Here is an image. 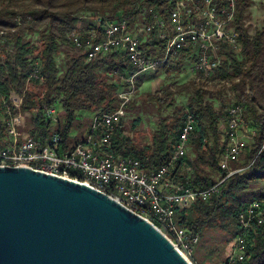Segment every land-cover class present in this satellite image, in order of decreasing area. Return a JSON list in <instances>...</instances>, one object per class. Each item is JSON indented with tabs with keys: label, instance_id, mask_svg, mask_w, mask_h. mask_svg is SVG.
I'll use <instances>...</instances> for the list:
<instances>
[{
	"label": "trees",
	"instance_id": "1",
	"mask_svg": "<svg viewBox=\"0 0 264 264\" xmlns=\"http://www.w3.org/2000/svg\"><path fill=\"white\" fill-rule=\"evenodd\" d=\"M253 2L237 0L232 25L238 49L219 43L220 65L215 70L208 75L191 71L185 83H162L158 90L147 94V103L157 107L155 129L148 144H133L123 134L122 119L112 139L116 155L138 160L141 169L151 174L170 162L185 115L191 114L195 127L186 145L189 150L173 163L166 180L204 190L226 176L220 162L227 144L228 109L241 107L243 125L250 135L254 133L240 158L229 164L231 169L241 171L227 177L219 185L218 194L207 201L199 199L189 209L177 210L174 216L177 227L198 235L194 264H204L213 253H223L222 247L210 245L209 254L198 258L196 253L206 250L201 243L206 228H218L229 234L227 240L234 239L241 233L239 216L246 207L253 201L264 206V14L260 28L251 34L246 20ZM174 8L169 0H0V100L11 106L12 95L21 99L18 109L11 106L12 114L20 116L18 130L43 143L57 132L61 138L59 150L73 149L85 137L75 132L88 131L90 124L79 113L95 115L117 110L122 102L118 94L127 87L126 78L137 69L121 50L87 61L86 53L75 46L71 35L75 34L84 45L86 41L97 43L107 23L125 20L128 31L144 30L154 24L155 18L167 21ZM32 34L39 35L37 42L31 40ZM139 40L147 58H162L165 43L157 39L156 29L142 33ZM62 52L63 73L58 61ZM196 63L194 51L183 50L176 59L151 71L157 76L160 69L179 72ZM35 68L38 79L28 84ZM146 75L136 77V88ZM182 95L185 101L177 103L176 98ZM52 107L56 109V122L45 116ZM131 108L127 102L123 111ZM162 110L169 113L162 115ZM3 126L0 120V137ZM250 225L244 234L245 257L234 264H264V222L257 225L252 221ZM222 264H229L228 258Z\"/></svg>",
	"mask_w": 264,
	"mask_h": 264
},
{
	"label": "built area",
	"instance_id": "2",
	"mask_svg": "<svg viewBox=\"0 0 264 264\" xmlns=\"http://www.w3.org/2000/svg\"><path fill=\"white\" fill-rule=\"evenodd\" d=\"M175 8L169 13L167 21L155 18L154 24L140 32L127 30L125 20L107 23L97 43L86 41L85 45L75 34L71 39L75 46L86 53L87 61L113 50L127 54L128 62L137 69L135 74L126 78L127 87L120 90L118 98L122 100L119 108L112 113H99L90 120L87 134L71 150L60 151V135L53 133L44 143L18 130L20 116H14L11 106L19 108L21 99L10 97L11 106L0 100V120L4 124L0 137V168H29L33 171L65 178L100 191L118 202H126V208L154 225L174 248L193 264V252L198 235H189L184 228L175 224L177 210L189 209L197 200L207 201L219 193V185L232 174L241 171L231 169L229 164L236 162L243 154L247 140L251 135L243 125L241 107L228 109L226 126L227 144L220 162V168L226 176L204 190H192L186 183L166 180L171 166L183 157L190 135L194 131L195 119L187 113L184 118L178 141L174 146V155L169 163L155 172L146 174L141 164L133 158H123L113 152L112 139L123 115V106L134 94L136 77L153 70L158 62L167 63L176 59L183 50L192 49L197 63L192 72H210L220 65L219 43L238 49L234 40L233 19L237 0H169ZM156 29V37L165 43L160 60L149 59L140 50L141 32L149 34ZM84 46V47H83ZM38 79L36 68L27 82ZM56 109L49 108L45 116L56 122ZM264 149V140L261 150ZM241 233L234 238L229 264L242 261L246 246L244 234L251 228V222L257 225L264 222V206L253 201L239 216ZM253 225V224H252Z\"/></svg>",
	"mask_w": 264,
	"mask_h": 264
},
{
	"label": "water",
	"instance_id": "3",
	"mask_svg": "<svg viewBox=\"0 0 264 264\" xmlns=\"http://www.w3.org/2000/svg\"><path fill=\"white\" fill-rule=\"evenodd\" d=\"M0 264H190L154 225L89 186L0 168Z\"/></svg>",
	"mask_w": 264,
	"mask_h": 264
},
{
	"label": "rangeland",
	"instance_id": "4",
	"mask_svg": "<svg viewBox=\"0 0 264 264\" xmlns=\"http://www.w3.org/2000/svg\"><path fill=\"white\" fill-rule=\"evenodd\" d=\"M264 14V0H254L251 8L248 11V16L246 20V25L248 26L249 32L252 34L254 33L255 29H259L261 26V19L263 18ZM139 32L141 31L138 30ZM137 31V32H138ZM143 32H141L142 35ZM236 35V33H235ZM31 40L33 42H37L39 35L32 34ZM237 38V36H236ZM60 66V72L63 73L65 71V54L62 52L58 57ZM63 62V63H62ZM164 65V64H161ZM159 66V64H158ZM153 72V71H152ZM148 73H151L149 71ZM191 66L186 65L181 69L179 72H170L166 73L162 69H160L159 74L157 76H145V79L142 82V85L139 88H136L133 95L130 96L129 103L131 104V111L124 112L122 115V123L124 127V133L127 138L131 139L133 144L135 145H145L150 142L152 132L155 129V121L157 119L156 113V105H151L147 103L146 96L148 93L154 92L158 90L162 83L163 84H170L176 82L178 84L185 83L187 80L190 79L191 75ZM12 97V96H11ZM13 99L14 96L12 97ZM185 96H178L176 98L177 103H183L185 101ZM169 113V110H162V115H166ZM81 115L85 120H91L93 117V113L88 112H80ZM57 117V115H56ZM24 124V122H23ZM21 125V122H20ZM135 125V126H134ZM87 127V126H86ZM85 127V128H86ZM88 128V127H87ZM86 128V130H87ZM87 131L81 133V131L75 132V134L85 136ZM247 142L249 139H246ZM188 147H186V150ZM189 150V149H188ZM188 152V151H187ZM229 234L225 233V231L220 229H213V228H206L204 231V236L202 237L201 243L206 246V250H199L196 255L198 258L202 259L205 254H209L210 252V245H214V248H223V253L212 254L210 255L209 259L204 262V264H222V261L227 258L232 249L234 239H229ZM194 254V252H193ZM194 264V262H193Z\"/></svg>",
	"mask_w": 264,
	"mask_h": 264
},
{
	"label": "bare ground",
	"instance_id": "5",
	"mask_svg": "<svg viewBox=\"0 0 264 264\" xmlns=\"http://www.w3.org/2000/svg\"><path fill=\"white\" fill-rule=\"evenodd\" d=\"M237 38H236V35H235V32H234V40H236ZM158 64H159V66L161 65V64H164L165 65V62H158L157 63V66H158ZM192 73V72H191ZM195 73V72H194ZM197 73V72H196ZM198 73H200V72H198ZM201 73H204L205 75H208V72H201ZM192 119H194L193 118V116H192ZM123 206H125L126 207V202H120Z\"/></svg>",
	"mask_w": 264,
	"mask_h": 264
},
{
	"label": "crops",
	"instance_id": "6",
	"mask_svg": "<svg viewBox=\"0 0 264 264\" xmlns=\"http://www.w3.org/2000/svg\"><path fill=\"white\" fill-rule=\"evenodd\" d=\"M151 71V70H150ZM149 72V71H148ZM148 72H146L147 73V75L146 76H150L151 74H152V71H151V73H148ZM89 123H90V120H89ZM125 135V134H124Z\"/></svg>",
	"mask_w": 264,
	"mask_h": 264
}]
</instances>
